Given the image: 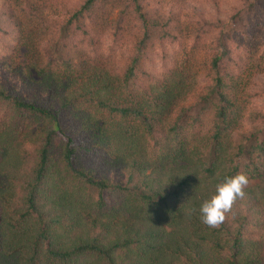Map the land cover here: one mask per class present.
I'll use <instances>...</instances> for the list:
<instances>
[{
	"label": "trees",
	"instance_id": "16d2710c",
	"mask_svg": "<svg viewBox=\"0 0 264 264\" xmlns=\"http://www.w3.org/2000/svg\"><path fill=\"white\" fill-rule=\"evenodd\" d=\"M178 31L190 57L147 74ZM263 34L264 0H0V264H264V86L241 126ZM106 37L133 39L120 70ZM238 173L245 196L202 223Z\"/></svg>",
	"mask_w": 264,
	"mask_h": 264
},
{
	"label": "rangeland",
	"instance_id": "374dc122",
	"mask_svg": "<svg viewBox=\"0 0 264 264\" xmlns=\"http://www.w3.org/2000/svg\"><path fill=\"white\" fill-rule=\"evenodd\" d=\"M195 5L199 8L206 9L207 12H210V14H212V9L210 8V6H203V1L202 4L201 2H198ZM219 8L220 12H222L220 14V17L222 19L226 14L225 12L228 8V5L221 4ZM210 14L206 16L207 19L211 18ZM177 34L180 36V38L182 37V39H178L177 43L171 44L164 42L163 44H159L157 42H153L152 45L148 48L146 56L144 57L141 63L143 69L147 74L155 78H161L162 76L166 75L167 71L171 67L177 66L178 63L181 62V58L186 59L187 56L190 57L189 48L191 44V37L190 40L187 39L186 42H183V37L185 34H183L181 31H178ZM132 42V37H127V40L125 41L124 39L123 42H113V38L106 37L99 41V52L102 53L103 56L109 60L111 66L114 69L120 70L128 62V57L130 56L132 50ZM261 54L262 52L260 50L259 52L255 53V57H259ZM207 63L208 62L207 57L205 55V51H195V56L193 57V60L188 67V78L190 80L187 82L189 85L194 84V86L198 88L203 84L207 74ZM0 76L1 78L5 76L3 71L0 72ZM9 78L4 80L2 79V81L6 82ZM263 86L264 73H262L261 76L257 77L253 81L251 89L248 91V105L246 106L245 111L242 114L243 118L241 121V126L245 129H248L251 126V124L249 123V120L251 118L250 114L262 108V101L260 98H256V95L260 93L258 91Z\"/></svg>",
	"mask_w": 264,
	"mask_h": 264
},
{
	"label": "clouds",
	"instance_id": "9594fccd",
	"mask_svg": "<svg viewBox=\"0 0 264 264\" xmlns=\"http://www.w3.org/2000/svg\"><path fill=\"white\" fill-rule=\"evenodd\" d=\"M249 179L245 173L225 177L224 181L216 186V191L210 199H206L199 207L202 223L209 227H216L225 219V215L232 209L233 203L245 196L244 189ZM192 210L189 209L190 213Z\"/></svg>",
	"mask_w": 264,
	"mask_h": 264
}]
</instances>
